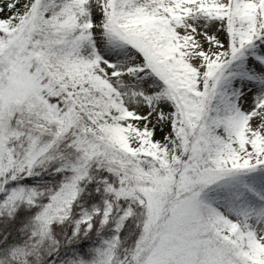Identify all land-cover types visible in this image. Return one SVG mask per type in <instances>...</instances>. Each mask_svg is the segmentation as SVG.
I'll return each mask as SVG.
<instances>
[{"label": "snow or ice", "instance_id": "snow-or-ice-1", "mask_svg": "<svg viewBox=\"0 0 264 264\" xmlns=\"http://www.w3.org/2000/svg\"><path fill=\"white\" fill-rule=\"evenodd\" d=\"M0 264H264V0H0Z\"/></svg>", "mask_w": 264, "mask_h": 264}]
</instances>
